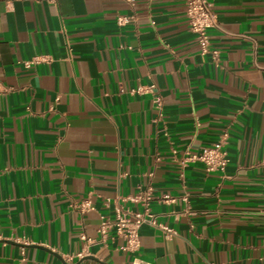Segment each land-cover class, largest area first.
<instances>
[{
	"label": "crops",
	"instance_id": "crops-1",
	"mask_svg": "<svg viewBox=\"0 0 264 264\" xmlns=\"http://www.w3.org/2000/svg\"><path fill=\"white\" fill-rule=\"evenodd\" d=\"M210 1L217 57L185 0H0V264H264V0ZM149 185L139 250L102 238Z\"/></svg>",
	"mask_w": 264,
	"mask_h": 264
},
{
	"label": "built area",
	"instance_id": "built-area-1",
	"mask_svg": "<svg viewBox=\"0 0 264 264\" xmlns=\"http://www.w3.org/2000/svg\"><path fill=\"white\" fill-rule=\"evenodd\" d=\"M131 1L132 0H128ZM185 14L188 18L191 30L195 33L198 43L200 45L201 53H212L215 57L218 56V50L211 46L210 30L218 27V18L215 14L210 0H185ZM129 16H119V25H125L130 21ZM139 92L148 91L155 92V85L148 87H140ZM155 102L161 114L162 99L155 95ZM226 134L211 145L204 146L199 152H188L183 159V163L201 162L208 171H224L228 165L229 157L226 149ZM153 196V187L149 185L144 191L132 197V200L139 201L143 207L142 211H130L125 209L119 203L116 206V216L114 219H104L99 226V233L102 238L107 236V232L111 227H116L118 232L125 238L124 249L129 251H137L140 247L139 228L141 225L148 223L157 225L156 216L151 212L150 200ZM164 198L169 200L168 195ZM92 208L90 200H84L81 203L83 211ZM165 231L172 232L167 226L159 224ZM83 238L85 236L83 235ZM78 256H82L79 253ZM73 256L68 257L72 260ZM133 264H151L142 260H135Z\"/></svg>",
	"mask_w": 264,
	"mask_h": 264
}]
</instances>
